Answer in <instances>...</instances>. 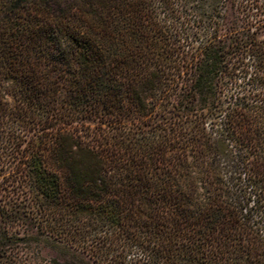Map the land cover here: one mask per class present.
I'll use <instances>...</instances> for the list:
<instances>
[{
	"label": "trees",
	"instance_id": "1",
	"mask_svg": "<svg viewBox=\"0 0 264 264\" xmlns=\"http://www.w3.org/2000/svg\"><path fill=\"white\" fill-rule=\"evenodd\" d=\"M262 26L264 0H0V264H264Z\"/></svg>",
	"mask_w": 264,
	"mask_h": 264
},
{
	"label": "rangeland",
	"instance_id": "2",
	"mask_svg": "<svg viewBox=\"0 0 264 264\" xmlns=\"http://www.w3.org/2000/svg\"><path fill=\"white\" fill-rule=\"evenodd\" d=\"M251 12V10H248V9H246V10H242V8H240V12H239V16H244L245 17V15L246 14H248V13H250ZM235 15H237L235 12H231V11H228V16L230 17V18H232L233 19V17L235 16ZM250 16V18L252 19V17H251V15H249ZM253 20V19H252ZM258 35L259 36H264V26H262V27H260L259 29H258ZM240 79H241V77H240ZM240 79L237 81V82H239L240 81Z\"/></svg>",
	"mask_w": 264,
	"mask_h": 264
}]
</instances>
